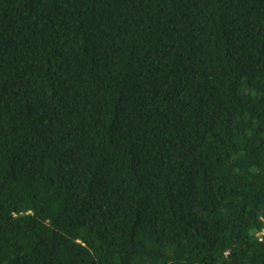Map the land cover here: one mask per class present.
I'll use <instances>...</instances> for the list:
<instances>
[{
	"label": "trees",
	"instance_id": "16d2710c",
	"mask_svg": "<svg viewBox=\"0 0 264 264\" xmlns=\"http://www.w3.org/2000/svg\"><path fill=\"white\" fill-rule=\"evenodd\" d=\"M264 0H0V264H264Z\"/></svg>",
	"mask_w": 264,
	"mask_h": 264
},
{
	"label": "built area",
	"instance_id": "2783aa9c",
	"mask_svg": "<svg viewBox=\"0 0 264 264\" xmlns=\"http://www.w3.org/2000/svg\"><path fill=\"white\" fill-rule=\"evenodd\" d=\"M264 235V232H263V234L262 235H259V236H263Z\"/></svg>",
	"mask_w": 264,
	"mask_h": 264
}]
</instances>
